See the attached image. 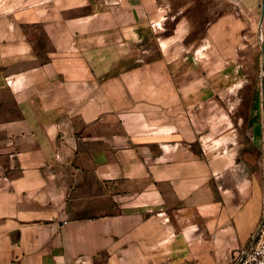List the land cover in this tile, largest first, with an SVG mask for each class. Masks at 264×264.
I'll return each instance as SVG.
<instances>
[{
    "label": "crops",
    "instance_id": "1",
    "mask_svg": "<svg viewBox=\"0 0 264 264\" xmlns=\"http://www.w3.org/2000/svg\"><path fill=\"white\" fill-rule=\"evenodd\" d=\"M1 1L0 264H232L261 203L176 126L149 33L119 73L112 45L47 25L39 44L34 0Z\"/></svg>",
    "mask_w": 264,
    "mask_h": 264
},
{
    "label": "rangeland",
    "instance_id": "2",
    "mask_svg": "<svg viewBox=\"0 0 264 264\" xmlns=\"http://www.w3.org/2000/svg\"><path fill=\"white\" fill-rule=\"evenodd\" d=\"M33 3L39 19L30 31L39 44L47 43L42 25L69 26L79 31L74 36L78 42L85 41L80 35L84 33L86 42L99 43L103 48L105 44L112 45L103 56L112 61L117 57L123 62L119 73L137 68L128 63L132 57L141 60V46L147 38L142 32L149 33L147 58L167 60V67L152 70L173 75L181 96L168 101L174 103L170 112L176 126L195 140L198 154L206 153L213 159L215 172L227 169L231 178L240 185L245 183L258 199L262 217L257 232L264 240L262 0H34ZM19 6L21 9L26 4ZM181 24L190 30L183 40L173 38ZM158 39L162 44L160 52L156 46ZM105 62L103 72L107 69ZM138 86L134 84V88Z\"/></svg>",
    "mask_w": 264,
    "mask_h": 264
},
{
    "label": "built area",
    "instance_id": "3",
    "mask_svg": "<svg viewBox=\"0 0 264 264\" xmlns=\"http://www.w3.org/2000/svg\"><path fill=\"white\" fill-rule=\"evenodd\" d=\"M232 264H264V240L257 232Z\"/></svg>",
    "mask_w": 264,
    "mask_h": 264
},
{
    "label": "water",
    "instance_id": "4",
    "mask_svg": "<svg viewBox=\"0 0 264 264\" xmlns=\"http://www.w3.org/2000/svg\"><path fill=\"white\" fill-rule=\"evenodd\" d=\"M264 22V0H262V15H261V21H260V27Z\"/></svg>",
    "mask_w": 264,
    "mask_h": 264
},
{
    "label": "bare ground",
    "instance_id": "5",
    "mask_svg": "<svg viewBox=\"0 0 264 264\" xmlns=\"http://www.w3.org/2000/svg\"><path fill=\"white\" fill-rule=\"evenodd\" d=\"M185 25V24H184Z\"/></svg>",
    "mask_w": 264,
    "mask_h": 264
}]
</instances>
